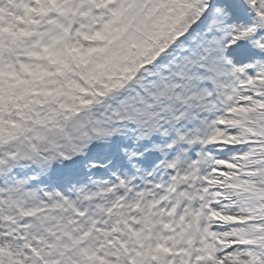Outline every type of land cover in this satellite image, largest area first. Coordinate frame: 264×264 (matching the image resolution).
<instances>
[{
    "label": "snow or ice",
    "instance_id": "obj_1",
    "mask_svg": "<svg viewBox=\"0 0 264 264\" xmlns=\"http://www.w3.org/2000/svg\"><path fill=\"white\" fill-rule=\"evenodd\" d=\"M0 264H264V0H0Z\"/></svg>",
    "mask_w": 264,
    "mask_h": 264
}]
</instances>
